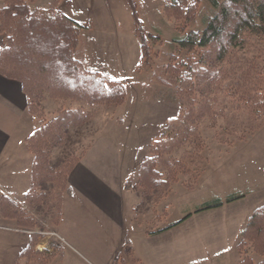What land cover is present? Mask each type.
Instances as JSON below:
<instances>
[{
	"label": "rangeland",
	"instance_id": "obj_1",
	"mask_svg": "<svg viewBox=\"0 0 264 264\" xmlns=\"http://www.w3.org/2000/svg\"><path fill=\"white\" fill-rule=\"evenodd\" d=\"M164 1L137 0L146 33L160 37L157 42L150 39L151 56L147 59L141 57L140 41L134 35L131 13L124 0L29 1L33 9L58 10L87 25L81 43L88 68L107 78H127V97L120 106L49 96L41 103V117L45 119L54 116L59 108L83 106L89 113L88 123L72 126L64 142L54 148V165L68 154L86 153L103 136L120 148L118 154H123L120 152L123 149L130 156L124 160L110 158L109 154L102 161L105 170L132 171L124 198L128 234L119 250L117 224L102 209L92 210L95 227L90 239L82 237L73 242L54 232L56 225L52 218L57 205L54 193L41 204L42 211L24 197L16 196L21 207L37 219L33 233L39 237L33 250L41 252L49 264H112L115 259L116 264H138L136 251L135 254L130 251L132 229L136 227L155 231L151 241L156 255L153 260L146 259L145 264H240L245 256L258 264L263 259L249 245L240 254L237 249L240 234L235 232L233 224L239 222L236 219L239 217L244 220L242 224L247 222V217L264 204V123L252 134L242 126L228 124L226 117L233 107L228 99L214 101L215 114L200 120L199 142L190 139L167 155L171 166L178 171L167 191L146 192L135 181L142 158L150 155V145L160 138L168 119L179 110L175 89L151 80L156 67L163 64L162 44L171 40L181 27L165 13ZM204 7L201 0L200 10ZM231 194H245V197L227 202ZM216 198L223 200L221 207L197 211ZM188 215L191 216L185 219ZM133 236L138 252L146 254L142 247L144 239L136 237V233ZM30 238V231L0 212V264H35L34 257L25 253Z\"/></svg>",
	"mask_w": 264,
	"mask_h": 264
},
{
	"label": "trees",
	"instance_id": "obj_2",
	"mask_svg": "<svg viewBox=\"0 0 264 264\" xmlns=\"http://www.w3.org/2000/svg\"><path fill=\"white\" fill-rule=\"evenodd\" d=\"M29 1L33 0H3L0 7V34L4 35L0 74L22 84L28 110L38 124L26 139L33 154L32 186L26 201L42 211L41 204L54 193L57 205L52 222L57 225L70 173L85 152L80 156L68 154L57 165L52 163V152L68 137L72 126L88 123L89 113L83 106L59 108L45 119L41 117V103L49 96L120 106L126 100L127 86L123 80L105 78L86 66L81 34L87 25L58 10L33 9ZM200 1H164L165 13L181 27L162 44L163 64L156 67L151 80L175 89L179 110L168 119L160 138L150 145V155L139 164L137 184L146 192L168 190L178 171L167 155L190 139L199 142L200 120L215 114L214 101L228 99L233 106L226 117L228 124L242 126L245 132L252 134L264 123V0H203L204 10L199 8ZM124 2L131 13L134 35L140 41L141 57L147 59L151 56L150 39L157 42L160 37L146 33L137 0ZM243 196L231 194L226 201ZM222 205L223 200L216 198L197 211ZM0 212L31 232L25 253L34 257L35 264H49L41 252L33 250L39 237L33 233L37 219L1 192ZM248 245L263 256L258 264H264V204L252 212L240 232L237 249L241 255ZM240 264L254 262L245 256Z\"/></svg>",
	"mask_w": 264,
	"mask_h": 264
},
{
	"label": "crops",
	"instance_id": "obj_3",
	"mask_svg": "<svg viewBox=\"0 0 264 264\" xmlns=\"http://www.w3.org/2000/svg\"><path fill=\"white\" fill-rule=\"evenodd\" d=\"M3 41L4 35L0 34V47ZM82 57L87 66L86 55L84 54ZM108 79L120 80L117 78ZM126 79L123 78V81ZM35 127L36 121L28 110V98L22 84L0 74V191H4L5 195L16 201L17 195L24 197L26 201L25 195L32 186L33 154L26 145V139L32 134ZM110 147L113 149L112 151L109 149ZM118 150L120 148H117L116 145H111L103 136H99L72 170L68 186L63 192L62 216L54 230L59 237L65 235L68 240L73 242H77L82 237L90 239L91 231L95 227V220L91 219L92 210L93 208H100L105 215H110L108 217L117 224L120 239L119 248L117 249L119 250L122 247L128 234L127 225L125 224L124 198L127 191L126 185L132 177V171H106L105 165H102V161L107 159L109 154L112 155L110 158L130 159V156L127 157V152L121 149L120 152L123 151V154H118ZM243 197H245V194ZM102 198H105L106 201H102ZM236 219L239 222L235 221L236 223L233 226L235 232L240 234L246 220L242 224L243 218ZM153 232L155 231L137 229V227L132 229V237L130 238L132 247L130 251L133 254L136 251L135 260L138 264H145L146 259L153 260L156 255L153 241H151L155 236ZM135 233L136 237L144 239L142 247L146 254L144 252L139 253L133 243V234ZM87 242L88 240H85V243ZM183 257V260H185V256ZM112 264H116V259Z\"/></svg>",
	"mask_w": 264,
	"mask_h": 264
}]
</instances>
